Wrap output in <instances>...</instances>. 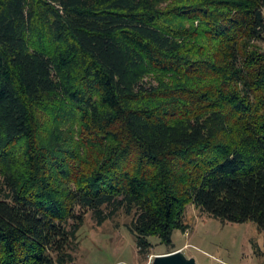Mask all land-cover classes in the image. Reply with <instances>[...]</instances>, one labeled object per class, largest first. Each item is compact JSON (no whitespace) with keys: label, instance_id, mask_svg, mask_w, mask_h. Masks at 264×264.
I'll list each match as a JSON object with an SVG mask.
<instances>
[{"label":"trees","instance_id":"1","mask_svg":"<svg viewBox=\"0 0 264 264\" xmlns=\"http://www.w3.org/2000/svg\"><path fill=\"white\" fill-rule=\"evenodd\" d=\"M264 0H0V264H71L92 212L142 256L194 205L264 232Z\"/></svg>","mask_w":264,"mask_h":264},{"label":"rangeland","instance_id":"2","mask_svg":"<svg viewBox=\"0 0 264 264\" xmlns=\"http://www.w3.org/2000/svg\"><path fill=\"white\" fill-rule=\"evenodd\" d=\"M131 219L120 213L99 225L93 213H87L71 264H154L157 256L175 251L195 258L197 264H264V232L254 223H223L190 205L186 212L190 228L174 232L175 248L152 238L151 254L142 256L136 237L127 228Z\"/></svg>","mask_w":264,"mask_h":264},{"label":"water","instance_id":"3","mask_svg":"<svg viewBox=\"0 0 264 264\" xmlns=\"http://www.w3.org/2000/svg\"><path fill=\"white\" fill-rule=\"evenodd\" d=\"M154 264H197L195 258H187L182 251L157 256Z\"/></svg>","mask_w":264,"mask_h":264}]
</instances>
